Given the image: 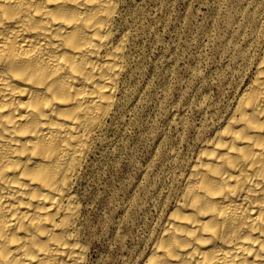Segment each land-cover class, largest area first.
Here are the masks:
<instances>
[{
	"label": "bare ground",
	"instance_id": "6f19581e",
	"mask_svg": "<svg viewBox=\"0 0 264 264\" xmlns=\"http://www.w3.org/2000/svg\"><path fill=\"white\" fill-rule=\"evenodd\" d=\"M119 1L0 0V264L87 263L73 186L124 71ZM259 46L141 264H264Z\"/></svg>",
	"mask_w": 264,
	"mask_h": 264
},
{
	"label": "rangeland",
	"instance_id": "374dc122",
	"mask_svg": "<svg viewBox=\"0 0 264 264\" xmlns=\"http://www.w3.org/2000/svg\"><path fill=\"white\" fill-rule=\"evenodd\" d=\"M118 6L124 71L73 186L85 264H141L200 144L249 80L264 32V0Z\"/></svg>",
	"mask_w": 264,
	"mask_h": 264
}]
</instances>
